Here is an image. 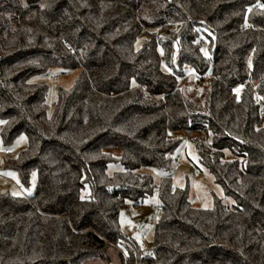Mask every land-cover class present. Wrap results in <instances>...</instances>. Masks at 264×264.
Listing matches in <instances>:
<instances>
[{
    "label": "trees",
    "instance_id": "16d2710c",
    "mask_svg": "<svg viewBox=\"0 0 264 264\" xmlns=\"http://www.w3.org/2000/svg\"><path fill=\"white\" fill-rule=\"evenodd\" d=\"M186 66L209 77L203 100L182 88ZM57 67L82 72L49 116L31 79ZM262 110L264 0H0L1 138H28L7 167L25 185L37 173L34 193L0 194V264L109 263L112 249L121 264H264ZM171 131L197 135L232 205L195 207L173 184ZM156 192L147 254L120 211Z\"/></svg>",
    "mask_w": 264,
    "mask_h": 264
},
{
    "label": "rangeland",
    "instance_id": "374dc122",
    "mask_svg": "<svg viewBox=\"0 0 264 264\" xmlns=\"http://www.w3.org/2000/svg\"><path fill=\"white\" fill-rule=\"evenodd\" d=\"M179 24L174 26L175 29ZM146 36H140L135 42V49L139 50L143 46ZM163 69L167 70L165 65ZM185 78L181 80V86L184 91L191 95L197 96L200 100L204 98V90L208 86L209 77L199 79L193 70L186 66ZM82 70H65L63 68H51L47 73L32 77L31 81H44L48 85L47 104L48 115L51 116L54 111L55 102L58 98L59 88L71 89ZM1 131V121H0ZM169 137L182 139L181 145L174 154L173 184L178 187H189L190 199L195 207L211 208L214 205V199L220 197L228 205L234 203L232 197L226 196L223 188L216 183L214 176L202 168L197 154L195 133L190 135L185 132L171 131ZM0 146L2 151L7 147L10 151L9 156H1L0 159V194H13L16 196H28L35 192L37 185V173L31 172L29 184L22 183L19 173L7 167V161L17 156L28 147V138L25 134L17 136L9 144H5L1 138ZM179 157V158H178ZM179 162V164H178ZM157 183L160 182L163 172L148 168ZM159 194L147 199L142 205L126 204L120 211V227L122 231L133 241L140 249L147 254L154 251L155 226L157 224L159 213ZM111 261L105 262L101 259H91L86 264H121L120 256L117 250H110Z\"/></svg>",
    "mask_w": 264,
    "mask_h": 264
},
{
    "label": "built area",
    "instance_id": "2783aa9c",
    "mask_svg": "<svg viewBox=\"0 0 264 264\" xmlns=\"http://www.w3.org/2000/svg\"><path fill=\"white\" fill-rule=\"evenodd\" d=\"M262 4V2L260 1L258 4H257V6L259 7L260 5ZM185 77H182V78H180V82H181V80H183ZM264 113V110H262V114ZM10 153V151H9V149L8 148H5L3 151H2V149H1V146H0V159H1V156L2 155H6V154H9ZM179 158V157H178ZM178 164H179V162H178ZM158 212H160V208H158Z\"/></svg>",
    "mask_w": 264,
    "mask_h": 264
}]
</instances>
